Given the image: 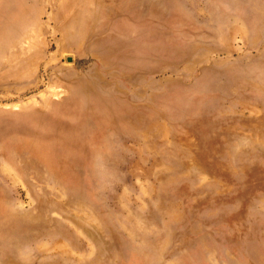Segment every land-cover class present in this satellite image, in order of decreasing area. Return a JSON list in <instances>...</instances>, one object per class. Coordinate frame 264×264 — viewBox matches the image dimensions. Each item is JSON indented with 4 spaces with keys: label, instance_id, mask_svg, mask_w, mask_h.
<instances>
[{
    "label": "rangeland",
    "instance_id": "374dc122",
    "mask_svg": "<svg viewBox=\"0 0 264 264\" xmlns=\"http://www.w3.org/2000/svg\"><path fill=\"white\" fill-rule=\"evenodd\" d=\"M1 39L0 264H264V0H0Z\"/></svg>",
    "mask_w": 264,
    "mask_h": 264
},
{
    "label": "bare ground",
    "instance_id": "6f19581e",
    "mask_svg": "<svg viewBox=\"0 0 264 264\" xmlns=\"http://www.w3.org/2000/svg\"><path fill=\"white\" fill-rule=\"evenodd\" d=\"M72 24H74V21L72 20L71 22ZM65 31V30H64ZM66 33V32H65ZM6 35V30L4 29L3 31V37ZM8 47V43L4 40V39H1L0 40V52L3 50V49H6Z\"/></svg>",
    "mask_w": 264,
    "mask_h": 264
},
{
    "label": "water",
    "instance_id": "95a60500",
    "mask_svg": "<svg viewBox=\"0 0 264 264\" xmlns=\"http://www.w3.org/2000/svg\"><path fill=\"white\" fill-rule=\"evenodd\" d=\"M68 60H71V58H68Z\"/></svg>",
    "mask_w": 264,
    "mask_h": 264
}]
</instances>
